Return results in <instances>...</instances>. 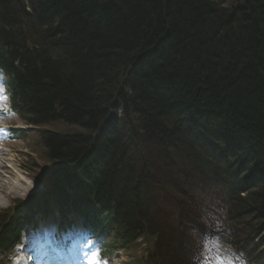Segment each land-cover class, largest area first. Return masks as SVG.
<instances>
[{"label":"trees","instance_id":"obj_1","mask_svg":"<svg viewBox=\"0 0 264 264\" xmlns=\"http://www.w3.org/2000/svg\"><path fill=\"white\" fill-rule=\"evenodd\" d=\"M40 2L31 14L0 0V52L16 82V101L32 116L29 122L59 119L95 129L106 111L118 107L139 119L133 116L138 135L133 133L130 147L124 137L115 136L89 150L92 158L86 152L89 137L82 133H42L53 164L51 177L57 178L54 190L64 194L67 186L77 197L71 207L70 200L60 199L64 211L107 213L105 232L120 236L123 250L139 237L151 238L152 264H204L159 217L156 182L168 183L180 169L168 166L176 151L186 161L184 168L199 172L201 161V171L214 174L212 181L232 178V172L211 160H222L214 157L215 144L195 157L181 126L186 108H192L196 120L212 111L219 124L244 137L255 149L254 155L243 153L252 166L264 158V0ZM197 137L195 145L201 147ZM237 167L247 166L237 162ZM232 204L231 220L244 226L231 224L232 233L250 230L249 236H258L259 255L253 259L264 264L259 247L264 242V192L238 194ZM10 226L0 233L5 244L17 235ZM244 248L243 243L240 249L247 256Z\"/></svg>","mask_w":264,"mask_h":264},{"label":"bare ground","instance_id":"obj_2","mask_svg":"<svg viewBox=\"0 0 264 264\" xmlns=\"http://www.w3.org/2000/svg\"><path fill=\"white\" fill-rule=\"evenodd\" d=\"M12 4H22L25 6V11H33V14H36L39 6L42 4L39 0H10ZM24 27V23H23ZM24 30V29H23ZM19 61V60H18ZM118 95L115 96V100H117ZM111 104V103H110ZM109 103H106L105 106H108ZM132 112L129 109L128 113ZM180 115L183 117L182 124L186 131H183V134H187L191 139L192 150L194 152L195 157L201 152H206L209 150L210 145L219 144L223 146L224 151L223 153L226 156H229L231 161L237 160L238 162H242L245 164L247 172L244 174L233 173L231 174L236 178L237 187L239 189L245 188L246 186H250L252 189H257L258 191L264 192V158L257 159L252 166L250 163V158H244V154L246 152H250L254 155V147L245 143V138L242 136H238L239 134L234 131H230L228 127L219 124V120L216 115L212 114V111H207L205 115L199 114L197 116L198 119L196 120L195 116L193 115L192 108H186L183 110ZM177 114L174 113L173 117H176ZM98 125L95 129L85 128L84 125L80 123H76L75 126L79 129L82 133V137H89L90 144L88 145V150H86L89 157L92 158V154L89 153V150L92 151L93 148H100L101 145H105L108 140L114 138L115 136L124 137L125 143L127 146L130 147V144L133 142L127 136V130H125L119 123L109 118V112L106 111L103 116L99 119ZM197 130H199L197 132ZM58 136H71L65 133L55 132ZM146 134L145 130L141 131V135L144 136ZM198 134V140L201 144V147H197L195 145V136ZM238 134V135H237ZM74 137V136H72ZM129 143V144H128ZM200 149V151H199ZM4 153L0 151V200L9 193V190H20L22 185V180L20 178H16L17 181L12 180L16 177L14 173L15 167L14 165L10 164L8 159H5ZM174 160H171V163L168 165L170 168L178 167L180 169L176 170L175 173L169 178L168 183L166 184L168 188V193L175 194L176 190L174 189L176 186H183L188 185V181H193L196 184H199V179L192 180L193 176H195V172L192 170H184L183 165L185 164V160L180 155L179 151H176L173 157ZM14 163L15 159H13ZM56 165V164H54ZM9 167H13L10 169ZM9 168V169H8ZM172 168V169H173ZM171 169V170H172ZM3 180L5 183L3 184ZM26 180V178H25ZM29 182V180H26ZM213 181L217 184L221 185V182L218 178H213ZM172 188V189H171ZM6 189L8 192H6ZM170 189V190H169ZM250 200H252L250 198ZM155 211V210H154ZM237 216L239 214H236ZM231 224V219L227 220ZM233 226L244 227L242 223H236Z\"/></svg>","mask_w":264,"mask_h":264},{"label":"rangeland","instance_id":"obj_3","mask_svg":"<svg viewBox=\"0 0 264 264\" xmlns=\"http://www.w3.org/2000/svg\"><path fill=\"white\" fill-rule=\"evenodd\" d=\"M232 2V0H229ZM10 117V115H7L6 119H8ZM60 118V117H59ZM61 119V118H60ZM59 122H61L58 119ZM8 124H12L11 127H24V124H22L18 118H15V120L13 119V121L8 122ZM62 124V122H61ZM25 128V127H24ZM1 146L4 148L3 152L5 154L7 153H11V155L15 156L18 159V164H15V167H18L19 165L22 166L23 168H29L30 167V162H31V157H28L26 155H28L29 153L32 152V148L31 146L28 144V142L23 143L22 141H6L3 142L1 144ZM43 148H41V150L43 151ZM34 153H32L31 155L33 156ZM35 157V156H33ZM6 158H10L9 155H7ZM229 158V156H228ZM36 162L38 163L39 166H44L46 165V162L43 159H40V157H36ZM198 163V160H197ZM220 165L222 163H225V161L219 162ZM202 164L204 165V163H202L201 161H199V172L194 169L195 172V176H193L192 180H196L199 179V184L194 183L193 181H188V185H183V186H176L174 189L176 190L175 194H170L168 193V188L166 186L167 182H165L164 179L161 180H157L156 184L158 185L157 190H156V196L154 197V199L157 202V206L159 207L160 211H159V217L160 218H166L169 226L171 227L173 232H176L179 230V220L181 219V214L184 217H189L190 219H198L199 217L201 218L202 222H209V220H212L214 218H218L217 219V223L218 224H222L223 221V216L222 213L219 214L218 210L212 208V206H215L217 208H221V205L219 202H216L213 198H218L219 195L211 193V197H209L208 199L204 197L203 194H201L200 192V186H202V182L207 183L209 178L206 175V171L202 172L201 171V166ZM190 170V166L187 168L185 167L184 170ZM38 170L36 169H32V171L28 170V173L26 176H28V179H32L33 181L35 180L34 178L37 177ZM16 177L13 178L12 180L17 181L16 178H21L20 174H19V170L15 169L14 170ZM167 181V179H166ZM163 182V183H162ZM5 183V181L3 180V184ZM36 185H34V189H37L39 186L37 184V182H35ZM33 183L31 184V187L28 185L27 189H26V193H23L22 191L20 193H16L15 195L11 198V201L9 202L10 204H13V200L15 198H20V196H23L24 194H28L31 191ZM40 185V184H39ZM172 189V188H171ZM170 190V189H169ZM6 192H8V190L6 189ZM8 194V193H7ZM6 194V195H7ZM11 196V195H9ZM8 197V196H7ZM221 200L223 199V196L220 197ZM205 200L207 201V203L205 202ZM8 203V199H5V197H3L2 200H0V205H4ZM7 207H0V209H5ZM212 208V209H211ZM169 218V220H168ZM189 219V224H190V220ZM195 221V220H194ZM196 222V221H195ZM198 223V222H197ZM43 224V222H42ZM169 226H165V229L168 230ZM194 228H190L189 231H187V240H190L192 238V236L194 235ZM197 231V230H196ZM93 244V243H92ZM94 245L91 246V248H93ZM116 264H122V256L119 255L116 259ZM104 264H108L107 261H103ZM115 264V263H114Z\"/></svg>","mask_w":264,"mask_h":264},{"label":"snow or ice","instance_id":"obj_4","mask_svg":"<svg viewBox=\"0 0 264 264\" xmlns=\"http://www.w3.org/2000/svg\"><path fill=\"white\" fill-rule=\"evenodd\" d=\"M241 264H243V262L241 261Z\"/></svg>","mask_w":264,"mask_h":264}]
</instances>
